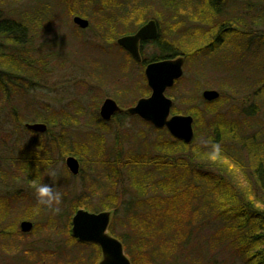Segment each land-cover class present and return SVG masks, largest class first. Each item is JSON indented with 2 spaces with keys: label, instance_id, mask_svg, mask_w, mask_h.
Here are the masks:
<instances>
[{
  "label": "rangeland",
  "instance_id": "obj_1",
  "mask_svg": "<svg viewBox=\"0 0 264 264\" xmlns=\"http://www.w3.org/2000/svg\"><path fill=\"white\" fill-rule=\"evenodd\" d=\"M173 1L180 4L174 7ZM211 1L144 0L143 4L149 8L148 20H159L162 41L166 43L170 41V32L177 31L178 22L182 27L174 38L185 35V26L192 15L197 17L202 31H211L220 24L236 20L238 27L233 30L243 28L247 32L245 36L237 33L228 37V45L216 54L200 52L186 58L183 77L166 93L174 101L177 112L183 115L197 107L203 110L202 93L205 90L220 93V102L211 109L223 114L225 121L237 129L233 141L220 138V142L226 141L225 156L221 159L209 157L210 143L216 135L208 129V124L205 125L210 117L207 115L194 124L198 137L193 148L180 152L192 157L193 166L235 177L236 182H241L252 176L251 168L255 162L252 160L257 158V162H264V97H258V89L264 84V46L261 48L256 44H260L261 38L264 41V0H257L260 2L258 10L245 13L242 8L248 10V5L243 3L242 6L243 0H221L219 12ZM11 2H16L14 16L36 11L40 20L32 29L31 44L33 67L37 72L22 75L23 86L8 100L0 97V180L13 184L20 179L15 192L20 190L17 196L23 201L9 217L6 197L0 201V264H53L54 248L59 250L54 264H99L100 256H96L92 247L79 248L72 239V218L78 209L90 212L112 210L116 206L110 199L114 197V191L118 202L128 201L130 192L133 193L126 180L118 184L117 189L107 183L106 176L110 172L103 162H113L117 155L122 160L144 153L162 155L159 146L174 139L167 131L156 130L137 117L115 118L106 126L100 120L99 111L106 98L129 108L150 95L144 67L116 43L121 37L135 34L136 30L130 34L118 33L115 41L112 37H103L100 33H107V28L96 8V0H9L6 4ZM75 16L88 20L89 28L82 30L75 26ZM243 16L244 19L238 21ZM198 35L203 36L201 32ZM158 51L157 44H145L146 57L152 58ZM45 120L53 122V136L45 137L46 134L25 130V124H45ZM220 129L222 136L224 129ZM62 134L66 135L64 142L69 150L77 146L86 150L81 155L82 162L73 156L80 163L78 176L68 171L66 159L69 156L63 157L62 150L52 154L55 162L42 171L40 178L26 176L11 161L23 147L34 149V144L42 141L51 144ZM201 151L204 156L193 159V155ZM176 152L172 155L179 154ZM103 183L108 192L105 187L99 189L97 184ZM38 184L55 185L54 191L61 194L60 203L53 208L38 204L35 190ZM22 221L32 222L34 230L29 234L21 233ZM116 227L117 233L126 231L120 224ZM218 230L219 224L214 223L206 211L196 215L192 227L195 235L190 241L192 253L190 250L182 253L179 247L174 250L176 257L172 264H243L228 244L217 239ZM82 252L84 254L80 255ZM76 253L79 256L73 259ZM128 258L132 264H148L142 258L135 263L129 255Z\"/></svg>",
  "mask_w": 264,
  "mask_h": 264
},
{
  "label": "trees",
  "instance_id": "obj_2",
  "mask_svg": "<svg viewBox=\"0 0 264 264\" xmlns=\"http://www.w3.org/2000/svg\"><path fill=\"white\" fill-rule=\"evenodd\" d=\"M7 1L9 0H0V97L6 100L23 86L22 75L37 72L33 67L31 44L34 36L32 29L36 28L40 20L36 11L14 16L16 12L13 6L16 2L7 5ZM184 1L190 0H181ZM215 1L210 3L216 12H219L218 4L222 1ZM96 2L101 20L107 28V33L100 34L103 37H112L114 41L120 33H134L150 21L146 15L149 8L143 4L144 0H96ZM179 4L178 1L172 2L174 7ZM259 4L257 0L246 3L251 11L258 10ZM66 6L69 7L70 4L66 3ZM155 21L160 24L159 20ZM198 22L197 17L192 15L185 26L187 27L185 35L176 39L174 34L182 27V23L178 22L175 27L177 31L173 30L168 35L170 37L168 43L162 41V32L159 30V37L156 40L159 51L152 58L146 57L144 52L146 43L143 42L140 51L144 64L179 56L192 58L200 52L213 55L228 45V37L236 36L237 33L246 35L243 28L233 30L238 27L236 20L220 24L211 31H202ZM199 32L203 36L200 37ZM210 44L212 45L209 46ZM256 44L262 48L263 39L260 40L261 45ZM258 92V97L263 99L264 84L260 86ZM220 100L214 103L204 101L203 110L197 107L194 110H187L185 115L192 116L195 125L204 119L205 115L210 116L205 125L208 124V129L211 128L216 135L214 139L210 137L213 139L210 147L212 150L214 144L220 146L217 157L221 159L226 154L224 151L226 141L220 142V138L228 142L233 141V134L237 129L225 121L223 114L211 109L212 105L218 104ZM173 112L182 114L177 112L175 107ZM45 124L48 126L45 137L53 136L51 131L53 122L45 120ZM102 124L107 125L103 122ZM221 127L224 129L222 136ZM59 136L54 138L51 144L42 141L34 144V149L29 146L23 147L11 161L26 176L39 178L42 171L54 164L52 154L58 150H62L63 157L72 155L82 162L81 155H84L83 152L86 150L80 146L69 150L64 142L66 135ZM195 137L191 145L176 140L164 142L159 146L162 155L144 153L124 160L117 155L113 162H103L109 167L107 170L110 172L106 176L110 178L107 183L117 189L118 184L126 180L133 192H130L131 197L128 201L118 202L114 191L112 195L114 197L110 199L116 202L117 212L110 225V232L122 241L126 254L134 263L143 259L142 261L145 260L148 264H172L176 257L174 250L179 247L182 253L186 250L192 253L190 241L195 235L192 231L193 221L196 215L206 211L212 216L213 222L219 224V230L215 235L217 239L228 244L243 264H264V162H257V158L252 160V163L255 161L251 168L252 176L247 177V180L243 178L241 182H236L235 177L211 173L193 166L190 160L192 157L181 153L184 152L181 149L193 148L198 137L196 131ZM178 146L180 150L176 149ZM175 151L179 154L172 155ZM204 154L203 151L198 152L193 155V159L203 157ZM31 166L33 167L30 168ZM97 185L99 189L105 187L106 192L109 191L106 184ZM117 224L126 231L117 233ZM72 239L78 243L73 236Z\"/></svg>",
  "mask_w": 264,
  "mask_h": 264
},
{
  "label": "water",
  "instance_id": "obj_3",
  "mask_svg": "<svg viewBox=\"0 0 264 264\" xmlns=\"http://www.w3.org/2000/svg\"><path fill=\"white\" fill-rule=\"evenodd\" d=\"M73 23L82 30L89 28V21L80 16H75ZM158 37L157 23L150 20L136 34L119 38L117 44L136 62H141L140 42L154 41ZM184 65L185 57L183 56L148 64L144 74L151 95L148 98H141L135 106L128 109H122L115 100L107 98L100 108V118L108 123L116 115L138 117L155 129H166L174 139L190 145L195 136L194 118L189 115L171 116L174 102L166 96V92L183 77ZM202 98L208 103H213L220 98V93L205 90ZM25 128L37 134H45L48 130L47 125L42 123L26 124ZM66 166L72 175L80 174V163L75 157H68ZM110 219V212L93 214L79 210L72 219V235L82 243H95L102 248L103 259L100 264H131L125 255L122 243L107 233ZM33 228V223L29 221H23L20 224V231L24 234L31 233Z\"/></svg>",
  "mask_w": 264,
  "mask_h": 264
},
{
  "label": "flooded vegetation",
  "instance_id": "obj_4",
  "mask_svg": "<svg viewBox=\"0 0 264 264\" xmlns=\"http://www.w3.org/2000/svg\"><path fill=\"white\" fill-rule=\"evenodd\" d=\"M247 1L248 0H243V2H242V6L245 4V6H246V3H247ZM244 3V4H243ZM242 10L244 11V13L245 12H247V11H249V9L248 10H246L245 9V7L243 6V8H242ZM248 17H249V14H248ZM242 18L244 19V16L243 17H241V18H239V21H242ZM240 23H242V22H240ZM243 26L244 27H247V25L245 24V22H243ZM248 29V28H247ZM158 30H159V27H158ZM247 33V32H246ZM133 35V34H132ZM260 38H261V36H260ZM146 43H148V45H155L156 44V40H154V41H149V42H146ZM141 44H142V42H140V44H139V50H140V47H141ZM261 45V44H260ZM260 47V46H259ZM130 55V54H129ZM140 55H141V62H136L132 57V59L137 63V64H140V65H142L143 67H144V71H145V69H146V66L148 65V64H150V63H152V62H157V61H152V62H149V63H146V64H144V61H143V58H142V54H141V51H140ZM159 61H161V60H159ZM150 95H151V91H150ZM149 95V96H150ZM148 96V97H149ZM118 104V103H117ZM119 105V104H118ZM120 106V105H119ZM122 109H128V108H123L122 106H120ZM130 108V107H129ZM174 115H177V114H174ZM174 115H172V116H174ZM120 117H127V118H133V117H129V116H127V115H125V114H123V115H116L110 122H108V123H106V124H109V123H111V122H113L114 120H115V118H120ZM110 179V178H109ZM3 180V181H2ZM2 180H0V201L2 200V197H6L5 199H6V202L9 204L8 205V212H9V215H8V217L11 215V212H12V210L17 206V205H21L20 203H22L23 201H22V199L20 198V197H18L17 195H18V193L20 194V190L18 191V192H15V190H16V188H17V186L20 184V182H21V180L19 179V180H15V183H5V179H2ZM39 181V180H38ZM106 181H108V178H106ZM118 187V186H117ZM101 190V189H100ZM12 191L14 192V193H12ZM17 201H20L19 203H17ZM22 201V202H21ZM79 210H81V209H79ZM78 210V211H79ZM83 210H85V209H83ZM86 211H88V210H86ZM77 212V211H76ZM88 212H90V211H88ZM103 212H110L111 213V223H112V217L114 218V216H115V214H116V212H117V208L115 207V208H113L112 210H109V211H91L90 213H93V214H99V213H103ZM120 212H121V210H120ZM76 214V213H75ZM23 222V221H22ZM111 223H110V225H111ZM21 224V223H20ZM109 228H110V226H109ZM109 228H108V234L110 235V236H112L113 238H115V239H118L119 241H121L119 238H117L115 235H113L111 232H110V230H109ZM117 229V228H116ZM34 230V229H33ZM24 234V233H23ZM77 246L79 247V248H82V247H92V249L94 250V252L96 253V256L97 257H99L100 256V261H99V264H100V262L102 261V259H103V252H102V248L98 245V244H95V243H82V242H79L78 241V244H77ZM83 255L84 254V252H82V253H80V255ZM58 255H59V250L57 251V248H54V250H52V257H51V259L53 258V264H54V262L56 261L57 262V260H58ZM79 256V253H76V256L75 255H73L72 257H73V259H75L76 257H78Z\"/></svg>",
  "mask_w": 264,
  "mask_h": 264
},
{
  "label": "clouds",
  "instance_id": "obj_5",
  "mask_svg": "<svg viewBox=\"0 0 264 264\" xmlns=\"http://www.w3.org/2000/svg\"><path fill=\"white\" fill-rule=\"evenodd\" d=\"M220 153V146L218 144H214L212 146V151L209 153V157L211 159H215ZM52 175H55L53 172ZM55 185L50 184H38L36 186V197L38 204L44 205L48 208H53L54 205H58L61 201V194L58 191H54ZM55 211H59L58 208L54 209ZM39 212V208L36 209Z\"/></svg>",
  "mask_w": 264,
  "mask_h": 264
},
{
  "label": "bare ground",
  "instance_id": "obj_6",
  "mask_svg": "<svg viewBox=\"0 0 264 264\" xmlns=\"http://www.w3.org/2000/svg\"><path fill=\"white\" fill-rule=\"evenodd\" d=\"M213 10H215V9H213ZM194 134H195V132H194ZM194 139H195V136H194ZM194 141V140H193ZM193 143V142H192Z\"/></svg>",
  "mask_w": 264,
  "mask_h": 264
}]
</instances>
